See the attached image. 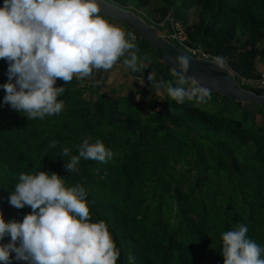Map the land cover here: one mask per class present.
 I'll list each match as a JSON object with an SVG mask.
<instances>
[{
    "label": "trees",
    "instance_id": "1",
    "mask_svg": "<svg viewBox=\"0 0 264 264\" xmlns=\"http://www.w3.org/2000/svg\"><path fill=\"white\" fill-rule=\"evenodd\" d=\"M110 1L157 22H166L169 15L182 28L185 46L223 57L245 88L263 91L241 79L262 78L256 65L264 67V0ZM155 25L160 31L170 27L168 21ZM135 43L150 63L143 72L124 71L138 83L123 94L98 91L94 79L91 85L75 78L67 85L58 80L56 86L66 88L59 98L64 110L30 121L3 105L6 93L0 88L4 219L22 222L31 212L9 202L19 175L45 171L59 174L69 186L83 184L92 222L108 224L120 253L117 264H130L129 254L135 257L132 264H224L222 233L238 224L264 247V107L218 93L202 104L177 103L164 91L161 96L150 93L138 77L154 71L158 79L163 66L149 43L137 35ZM7 70V61L0 60V85L8 82ZM174 79L170 73L164 78ZM84 139L102 141L112 159H81L78 172L65 171L70 156L62 158V149L78 155ZM54 140L57 147L50 148ZM12 256L13 264H26Z\"/></svg>",
    "mask_w": 264,
    "mask_h": 264
},
{
    "label": "clouds",
    "instance_id": "2",
    "mask_svg": "<svg viewBox=\"0 0 264 264\" xmlns=\"http://www.w3.org/2000/svg\"><path fill=\"white\" fill-rule=\"evenodd\" d=\"M135 40L134 34L102 14L100 0H4L0 60L8 63V82L0 85L6 93L3 105L30 121L59 115L65 107L59 98L66 88L57 87L58 80L66 85L74 78L91 81L94 72H107L121 60L133 72L148 68L150 58L139 55ZM212 62L223 68L225 59L217 56ZM174 63V81H158L154 71L148 80L163 84L161 90L177 103L210 101L211 90L188 75L190 57L179 56ZM57 144L52 141L50 148ZM77 151L70 155L68 147L62 149V158L70 156L65 171L78 172L81 159L106 163L113 157L100 140L84 139ZM87 197L82 183L69 186L57 173H21L9 202L16 209L30 207L31 212L19 222L6 221L0 211V241L11 238L0 243V264H13V253L16 261L26 264H117L120 253L108 224L92 222ZM247 233L243 224L222 233L224 264H264V247ZM134 260L129 254L130 264Z\"/></svg>",
    "mask_w": 264,
    "mask_h": 264
},
{
    "label": "water",
    "instance_id": "3",
    "mask_svg": "<svg viewBox=\"0 0 264 264\" xmlns=\"http://www.w3.org/2000/svg\"><path fill=\"white\" fill-rule=\"evenodd\" d=\"M102 14L112 23L118 24L136 34L141 40L149 43L156 53L157 61L163 66L158 81L165 82L164 78L170 73L172 67H178L174 63L179 56L190 57V69L188 75L195 78L202 86L229 99L241 101L242 103L255 104L264 107V89L256 93L245 88L236 78L233 70L225 63L223 68H218L212 61L213 58L194 56L184 52L179 46L161 35L160 29L148 22L132 9L120 6L110 0H100ZM127 29V30H126ZM139 84H146V89L155 95L163 94V84L157 86L148 80V77L139 76ZM161 90L159 93H157Z\"/></svg>",
    "mask_w": 264,
    "mask_h": 264
},
{
    "label": "rangeland",
    "instance_id": "4",
    "mask_svg": "<svg viewBox=\"0 0 264 264\" xmlns=\"http://www.w3.org/2000/svg\"><path fill=\"white\" fill-rule=\"evenodd\" d=\"M139 14L143 18H145L147 21H151V23H154V24L158 23L159 25H162V24L167 25V21H168L169 24L172 22L171 21V19H172L171 17H166V19H165L166 22L165 21L157 22L156 21L157 19H155L154 17L153 18L150 17L146 13L145 14L144 13H139ZM190 19L191 20L195 19L193 11L191 12ZM175 24L179 28H181L179 24H177V23H175ZM167 28L168 27H166L164 29V31H166ZM256 68H257V70L259 72L262 73V78H260L259 80H255V81H251L250 80V81H243V82H247V83H249L251 85H254V86L259 85L256 82H261L264 79V67H263V65L260 62H258V64L256 65ZM125 70H128V68H127V66L123 65V63L121 61V64H118V65L114 66L113 69H111V70H109L107 72L102 71V70L99 71V72H94L92 80L93 79L95 80L97 78V80L100 81L99 85H96L97 90L100 91V92L110 93L111 89H114L113 94L115 96L118 95V94H123V93H125V90L127 88L134 87L138 83L134 78L124 75L125 74V72H124ZM96 75H97V77H96ZM91 81H88L87 83H89L91 85ZM258 121H260L259 117H258Z\"/></svg>",
    "mask_w": 264,
    "mask_h": 264
},
{
    "label": "built area",
    "instance_id": "5",
    "mask_svg": "<svg viewBox=\"0 0 264 264\" xmlns=\"http://www.w3.org/2000/svg\"><path fill=\"white\" fill-rule=\"evenodd\" d=\"M169 17V15L167 16ZM171 23L169 24V28L166 29V31H161V35L163 37H165L166 39L170 40L171 42L175 43V41L177 43H179L181 46H184V48L190 52V54L194 55V56H200V57H204V58H211L210 55L204 53L201 49H197V48H190L188 46H185L184 44V40L186 38L182 28H179L171 19ZM151 23V22H150ZM178 24V23H177ZM163 25V24H162ZM130 33L134 34L133 32L129 31ZM136 37V34H134ZM176 44V43H175ZM177 46H179L178 44H176ZM179 46L181 49L182 47ZM183 50V49H182ZM188 53V52H187ZM242 81H246L245 79H241ZM250 81V80H249ZM253 81V80H251ZM259 84V86L264 87V79L261 82H256ZM257 86V85H256Z\"/></svg>",
    "mask_w": 264,
    "mask_h": 264
}]
</instances>
